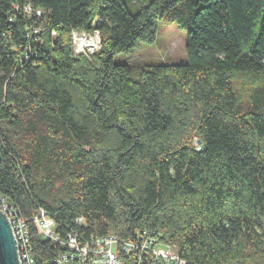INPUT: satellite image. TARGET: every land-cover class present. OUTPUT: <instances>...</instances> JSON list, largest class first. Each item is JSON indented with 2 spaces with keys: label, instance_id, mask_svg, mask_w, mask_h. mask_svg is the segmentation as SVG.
Listing matches in <instances>:
<instances>
[{
  "label": "trees",
  "instance_id": "1",
  "mask_svg": "<svg viewBox=\"0 0 264 264\" xmlns=\"http://www.w3.org/2000/svg\"><path fill=\"white\" fill-rule=\"evenodd\" d=\"M130 1L0 0V193L36 264L68 251L40 208L61 240L147 230L185 264H264V0ZM163 19L187 62L114 60ZM93 28L101 48L75 53Z\"/></svg>",
  "mask_w": 264,
  "mask_h": 264
},
{
  "label": "built area",
  "instance_id": "2",
  "mask_svg": "<svg viewBox=\"0 0 264 264\" xmlns=\"http://www.w3.org/2000/svg\"><path fill=\"white\" fill-rule=\"evenodd\" d=\"M40 11H38L39 14ZM96 19L93 21L95 23ZM100 31L96 28L87 30H72L73 50L75 53L92 54L100 47ZM0 208L3 209L12 224L21 264H36L33 248L29 237V225L21 216L20 209L8 202L5 195L0 193ZM34 223L43 238L67 246L68 251L55 258V264H125L131 259V264H185L172 245H168L167 253L158 250L159 240L156 232L147 230L137 232L131 240H120L116 234L80 240L69 233L66 239L61 240L56 232V223L45 209L40 208L34 217ZM166 244V243H165Z\"/></svg>",
  "mask_w": 264,
  "mask_h": 264
},
{
  "label": "rangeland",
  "instance_id": "3",
  "mask_svg": "<svg viewBox=\"0 0 264 264\" xmlns=\"http://www.w3.org/2000/svg\"><path fill=\"white\" fill-rule=\"evenodd\" d=\"M126 4L132 12H135L138 5L133 4L130 0H125ZM100 34V47L103 43V37ZM187 39V31L179 27L175 22H167L165 19L160 20L159 30L156 40L153 43L139 42L130 52H120L114 55L116 62H128L135 65L145 63H161V62H174L185 63L187 62V54L185 44ZM196 140V139H195ZM172 251H176L178 242L171 244ZM168 245L160 243L158 250L167 253Z\"/></svg>",
  "mask_w": 264,
  "mask_h": 264
},
{
  "label": "water",
  "instance_id": "4",
  "mask_svg": "<svg viewBox=\"0 0 264 264\" xmlns=\"http://www.w3.org/2000/svg\"><path fill=\"white\" fill-rule=\"evenodd\" d=\"M201 139L194 141L195 145ZM1 160V153H0ZM0 264H21L14 230L7 213L0 208Z\"/></svg>",
  "mask_w": 264,
  "mask_h": 264
}]
</instances>
